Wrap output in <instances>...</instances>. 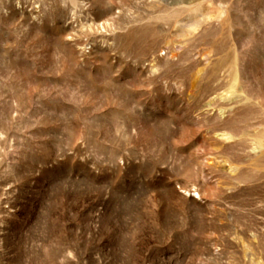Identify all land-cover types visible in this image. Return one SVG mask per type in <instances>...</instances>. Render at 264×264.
I'll return each instance as SVG.
<instances>
[{"label":"rangeland","instance_id":"rangeland-1","mask_svg":"<svg viewBox=\"0 0 264 264\" xmlns=\"http://www.w3.org/2000/svg\"><path fill=\"white\" fill-rule=\"evenodd\" d=\"M0 264H264V0H0Z\"/></svg>","mask_w":264,"mask_h":264}]
</instances>
